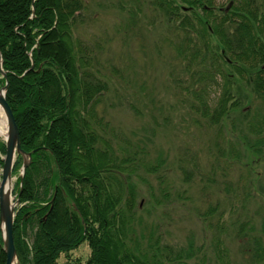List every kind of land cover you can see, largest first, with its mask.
<instances>
[{"label": "trees", "instance_id": "1", "mask_svg": "<svg viewBox=\"0 0 264 264\" xmlns=\"http://www.w3.org/2000/svg\"><path fill=\"white\" fill-rule=\"evenodd\" d=\"M145 1L151 14L173 26L168 30L169 62L187 76L180 81L177 74L175 80L194 123L203 117L214 126L229 118L237 142L245 149L242 154L233 149L228 153L233 152L236 161L241 156L259 160L264 147V0H234L225 14L217 13V5L210 2V9L203 8V0ZM85 6L84 0H0V52L8 82L5 98L21 148L37 149L21 185L17 176L13 189L20 201L13 223L17 262L59 264L61 254L67 256L86 242L90 254L83 264H200L191 241L177 248L162 242L155 225L138 209L133 177L155 173L164 157L144 152V146L98 111L109 75L95 68L101 65L95 44L74 34ZM238 82L263 103L261 109L247 103ZM246 115H251L248 122ZM4 153L0 141V167ZM20 165L18 156L14 175ZM180 169L186 182L193 172H200V165L193 158L191 167L180 165ZM168 195L165 189L161 198ZM161 198L155 195L156 204ZM214 212L209 207L204 220ZM222 218L221 213L216 219ZM242 220L235 237L241 238L246 226L255 227L249 218ZM224 235L218 232L214 238L212 264H230ZM244 238L243 249L248 250L249 242L248 255L253 263L259 262L263 235L246 233ZM2 246L0 230V264L5 263ZM207 253H201V258Z\"/></svg>", "mask_w": 264, "mask_h": 264}, {"label": "rangeland", "instance_id": "2", "mask_svg": "<svg viewBox=\"0 0 264 264\" xmlns=\"http://www.w3.org/2000/svg\"><path fill=\"white\" fill-rule=\"evenodd\" d=\"M84 1L82 20H76L74 34L95 44L101 61L95 68L100 69L99 74L104 70L109 75V86L100 98L98 111L116 129L144 146V152L164 157L155 173L142 172L146 181L141 180L142 176L133 177L141 214L155 225L154 231L160 234L162 242L177 248L191 241L200 264H212L218 232L226 234L223 238L230 264H249V260L250 264H264V252L261 260L253 263L248 255L251 244L248 242L247 251L243 249L246 233L262 234L264 239V147L259 160L241 156L236 161L229 149L242 154L245 146L237 142L238 133L229 118L221 120V126H208L203 117L198 124L194 123L176 86L178 79L185 81L187 76L169 62L172 40L168 39V30H174L173 26L151 14L145 0ZM211 1L218 7L228 2ZM218 7L215 11H219ZM177 74L180 78L176 81ZM238 83L242 84L247 103L261 109L263 103L248 86ZM250 116L246 115L245 122L250 121ZM3 125L6 133V123ZM3 136L0 135V141ZM261 145L264 146V139ZM192 157L200 165V172H193L190 180L184 182L180 165L191 167ZM16 180L14 175L13 186ZM165 189L169 195L161 198ZM155 195L161 198L159 204ZM209 207L215 212L204 220L207 215L203 213ZM221 213L223 218L219 221L216 218ZM244 218H249L255 227L246 226L241 238L235 237ZM212 223L222 227H213ZM205 250L208 253L201 258ZM89 254L90 248L84 242L67 256L61 254L58 263L83 264Z\"/></svg>", "mask_w": 264, "mask_h": 264}, {"label": "water", "instance_id": "3", "mask_svg": "<svg viewBox=\"0 0 264 264\" xmlns=\"http://www.w3.org/2000/svg\"><path fill=\"white\" fill-rule=\"evenodd\" d=\"M34 10V9H33ZM34 13V11H33ZM33 68V63L30 69ZM0 74L5 78V82L0 87V108L4 114L6 121V136L4 138L5 143V154L3 157V164L1 169V180H0V230L3 241V251L5 253L4 264H16L17 253L13 239V222H14V207L18 203V198L12 202L11 200V189H12V168L17 155L22 156V165L20 167L19 175L20 182L25 172V168L31 161L32 152H26L21 148L19 131L17 124L14 119L13 112L6 101L5 93L7 91L8 82L6 79V73L2 68V56L0 53ZM56 194V188L54 190L53 198Z\"/></svg>", "mask_w": 264, "mask_h": 264}, {"label": "flooded vegetation", "instance_id": "4", "mask_svg": "<svg viewBox=\"0 0 264 264\" xmlns=\"http://www.w3.org/2000/svg\"><path fill=\"white\" fill-rule=\"evenodd\" d=\"M208 2H210L211 4H214V2L211 1V0H203L201 2L203 4V8L210 9V7L208 5ZM233 3H234V0H228L227 5L224 8H223V6L222 7L221 6L220 7L216 6V8L218 7V10H219V11H217V13H221V14L228 13L232 9Z\"/></svg>", "mask_w": 264, "mask_h": 264}, {"label": "bare ground", "instance_id": "5", "mask_svg": "<svg viewBox=\"0 0 264 264\" xmlns=\"http://www.w3.org/2000/svg\"><path fill=\"white\" fill-rule=\"evenodd\" d=\"M226 5H227V4H226ZM226 5H224L223 8H224ZM223 11H224V10H223ZM223 11H222V12H223ZM1 116H2V111H1V108H0V117H1ZM3 124H4V117H3L2 119H0V135L3 134V135L5 136L6 133H5V130H4V128H3V127H4Z\"/></svg>", "mask_w": 264, "mask_h": 264}]
</instances>
